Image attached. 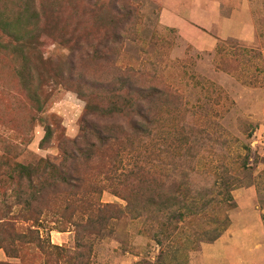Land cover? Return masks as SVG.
<instances>
[{"label":"rangeland","instance_id":"rangeland-1","mask_svg":"<svg viewBox=\"0 0 264 264\" xmlns=\"http://www.w3.org/2000/svg\"><path fill=\"white\" fill-rule=\"evenodd\" d=\"M16 1L1 0V10L14 12ZM60 1L52 38L30 52L36 69L33 78L27 72L28 86L18 76L17 59L0 49V264L198 263L202 245L228 229L237 190L254 188L264 215V0H249L259 45L228 40L213 52H199L177 30L161 26L163 0H115L112 6L121 15L116 20L127 13L130 28L118 29L121 38L91 62L56 39L73 33L77 10L86 32L100 31L95 17L83 11L93 0ZM86 48L93 50L90 43ZM120 78L164 93L151 106L155 117L148 140L123 136L136 113L107 117L109 101L124 103L115 94L125 92ZM87 101L102 112L86 110ZM91 127L114 130L120 140L100 148L83 138L82 131ZM47 129L52 135L42 143ZM73 142L97 145L93 164L63 161ZM181 149L183 157L177 155ZM48 161L68 170L72 184L41 192L43 183L54 181L31 182L15 169L22 164L41 170ZM139 170L144 177L139 182L116 178ZM226 171L235 178L228 191L222 186ZM148 175L154 184L137 188ZM169 194L180 195L177 207L161 205ZM149 198L152 205L146 204ZM81 199L99 202L100 210L70 206ZM191 201L193 216L176 223V214ZM168 213L169 222L158 217ZM161 229L170 237L159 245L153 234Z\"/></svg>","mask_w":264,"mask_h":264},{"label":"trees","instance_id":"trees-1","mask_svg":"<svg viewBox=\"0 0 264 264\" xmlns=\"http://www.w3.org/2000/svg\"><path fill=\"white\" fill-rule=\"evenodd\" d=\"M113 1L115 0H93L83 9L85 13L88 14L90 13L91 15H93V17H95V25L99 27L100 31L94 33L93 35H91L89 32H86L80 20V17H82L81 19H83V16L77 10V13L80 17H79V22L76 23V27L73 33H71L68 38L62 37V40L59 38L56 39L57 42L64 44L67 47L72 46L71 48L74 49L77 52V54H80L81 61L89 60L91 62L94 61L95 59H98L99 54L101 52L100 49H108V45L110 42L114 43L121 38L120 33H117L118 29L124 32L127 30V28H130L128 27L130 25V22L128 21L127 13L122 14L123 21L121 19L116 20V18L121 15H119L118 12L114 11L115 7L112 6ZM16 2H17V9L12 13H9V11L6 10H1L0 8V32L1 35L6 38L5 40H3L2 36H0V49L6 51L10 50L13 56L17 59V61L20 63V67L17 71L18 76L21 78L22 83L25 86L26 85L28 86L27 72L29 76L33 78L34 71L36 69L35 64L32 63V60L30 58V52L36 50L39 51L41 48H43L46 39L52 38V34L54 33L55 28L53 27L51 21L53 17H56L60 14L61 10L59 4L61 1L60 0H17ZM102 13H105L106 16H102ZM109 18L112 19L108 21ZM109 30H111L112 33ZM102 31H104V34H102ZM263 34H260L261 39H263ZM89 36H92V38L95 39L96 41H93L94 43L89 42L88 39ZM86 43L92 44L93 50L88 51L86 48ZM112 49L114 48L109 49V52ZM120 79L125 92L122 93V88H121L119 89L120 92H115V94H117V96L120 95L119 97L124 99V103L119 102L118 104L116 101H109V103L112 105L110 106V108L106 113L107 117L108 118L114 116L134 117V114L136 113L138 118L135 121H133V123L131 124L130 131H128L127 133L124 132L123 136L128 140H130V138H137V137L140 138L146 137L148 140L153 135L152 125L154 123V117H155L153 113L154 111L151 108V106L157 101L158 98L164 95V93L157 87L141 86L137 83L131 82L128 78L126 79L120 78ZM98 90H103V89H98ZM32 97H33L32 100L34 102H39V98L36 95V93H33ZM87 102L88 104L86 106V110L95 109L97 110V112L98 111L100 113L102 112L103 110L102 108L99 109V107H97L96 105L90 104V101ZM82 132L84 139L85 138L94 139L99 145L98 147L100 148L109 146L111 145V143L117 144L118 140H120V135H121L111 129L108 132H103V131H98L94 127L88 128L87 130L85 129ZM51 135H52L51 130L47 129L46 134L42 140V143L47 142L50 139ZM72 145L73 148L68 147L69 149H65L63 151L64 154L63 161H68L67 163H71L73 161L74 162L84 161L89 164L94 163V161L96 160V149H95V147L97 146L96 144L88 143V145L85 146L84 145L78 146L77 142H73ZM182 151L185 150L181 149V152H179L177 155L183 157L185 154H182ZM189 151L190 149L188 150V152ZM175 154L176 153H174V155ZM181 166L182 164L177 163L178 169ZM177 168H175V170H177ZM15 169L19 175L25 176L31 182L34 179H38L39 177L42 178L44 177L43 178L44 181H49L50 179L54 181V185H51L52 182H49L47 184L43 183L44 185H41L38 189L41 192H46L50 188L61 184L70 185L72 184L71 181L75 180L74 177L67 172L68 170L67 171L62 170L61 166H57L55 163L51 161L45 162L41 170L35 169L33 166L30 165L27 166L22 164L16 165ZM121 176H124L122 177L123 184L124 183L127 184L126 182L130 179H132L133 181L135 179L138 180L139 182L141 178H144L141 177L140 170L137 173L131 171L127 176L124 174L122 175V173L117 174L116 178L120 179ZM232 176H233L232 174H229L226 171L225 178L222 182V186L226 191H228L232 187L235 181L234 176L233 177ZM56 181L58 182V184H56ZM153 181H154L153 178H151L148 175L147 178H145V180L142 182V184L137 185V188L139 186L144 188L143 186L145 182H146V186H149L148 183H152L153 185L154 184ZM175 185L177 189L180 190L181 185L177 183H175ZM216 185L217 183H214L213 186L215 187ZM132 187L133 184L129 185L130 190ZM115 190H120V189H117L116 186ZM116 192L119 193L118 191ZM179 196L180 195L177 194L165 195L164 196L165 200L162 202L161 205L167 206V208L177 207L179 202L181 203ZM186 198L188 197H184V200ZM153 200H154L153 198H149V200L146 201V204L152 205L154 203ZM194 202L191 201L188 204L186 203L189 206V208H187L184 213L179 212L178 214H176L179 215L178 217H175L176 223L181 222L183 220V215L185 217V214H188L189 217L193 216L191 208H193V204H195ZM31 205H32L31 203H28L29 207H31ZM70 206L100 210L101 204H99V202L97 203L95 201H87L81 199L74 202ZM141 216L142 215L139 213L138 217ZM170 216L172 215L168 213L167 218L162 217L161 215L158 217L160 218L161 221H163V219H167V221L169 222ZM89 222L92 223L94 221L89 218ZM76 226L78 227V225ZM31 233L38 234L37 232H31ZM153 237L156 239L157 244L162 245L163 238L170 237V233L167 231V229L165 230L161 229L159 232L154 233ZM219 237L220 235H216V237H214L212 240L215 241ZM0 248H4V247H0ZM52 248L58 249V247L55 246H52ZM5 251L8 257H12V253L11 251H9L8 247H5ZM201 255L202 252L200 250L198 263L195 264H202Z\"/></svg>","mask_w":264,"mask_h":264},{"label":"crops","instance_id":"crops-1","mask_svg":"<svg viewBox=\"0 0 264 264\" xmlns=\"http://www.w3.org/2000/svg\"><path fill=\"white\" fill-rule=\"evenodd\" d=\"M250 6L249 0H163L158 18L161 26L177 30L199 52H213L228 40L256 48L259 37ZM234 199L226 232L201 247L202 264H264V217L257 192L237 190Z\"/></svg>","mask_w":264,"mask_h":264}]
</instances>
